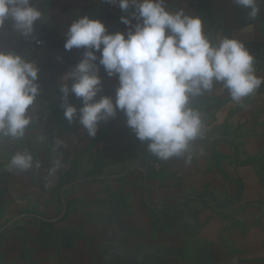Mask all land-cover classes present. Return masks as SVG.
Returning a JSON list of instances; mask_svg holds the SVG:
<instances>
[{"label":"crops","instance_id":"0c3cea01","mask_svg":"<svg viewBox=\"0 0 264 264\" xmlns=\"http://www.w3.org/2000/svg\"><path fill=\"white\" fill-rule=\"evenodd\" d=\"M34 4L43 47L25 53L36 39L14 32L11 21L0 29V49L35 60L41 87L24 136L0 138V264H264V84L240 103L220 84L193 98L205 133L181 157L152 154L119 110L90 136L78 116L63 115L60 85L84 52L65 50L66 32L88 15L126 33L120 17L130 13L104 0ZM166 6L200 16L213 43L239 38L264 78V0L255 18L233 0ZM96 54L102 88L95 99L115 102L118 74L108 76ZM68 99L82 106L74 94ZM21 147L45 162L72 160L56 189L33 184L31 169L9 170L10 151Z\"/></svg>","mask_w":264,"mask_h":264},{"label":"clouds","instance_id":"9594fccd","mask_svg":"<svg viewBox=\"0 0 264 264\" xmlns=\"http://www.w3.org/2000/svg\"><path fill=\"white\" fill-rule=\"evenodd\" d=\"M104 2L130 13L120 17L128 31L109 32L102 20L83 15L69 26L64 44L65 50L84 52L60 85L63 115L69 122L78 116L88 135L94 137L100 122L114 118L119 110L135 136L148 141L152 154L163 160L181 157L205 133L202 115L191 104L193 98L220 84L233 101L240 103L264 84V78L255 73L254 58L244 42L226 36L213 43L200 16L183 9L171 11L166 0ZM233 3L249 9L251 18L259 12L258 0ZM41 17L34 0H0V29L11 21L14 32L36 39L35 22ZM97 52L99 66L108 76L118 74L115 102L106 95L95 99L102 88ZM39 72L35 61L0 49V138L18 140L24 136L33 118L30 106L41 91ZM70 94L81 99L79 109L69 102ZM33 167L40 164H34L28 151H17L8 163L9 170ZM58 167L56 161L49 175Z\"/></svg>","mask_w":264,"mask_h":264},{"label":"built area","instance_id":"2783aa9c","mask_svg":"<svg viewBox=\"0 0 264 264\" xmlns=\"http://www.w3.org/2000/svg\"><path fill=\"white\" fill-rule=\"evenodd\" d=\"M46 44V41L42 38L36 39L34 42L27 44L23 50L25 53H29L34 49H38L43 47ZM35 61V60H32ZM17 151H28L26 147L15 148L10 151V157H12ZM29 152V151H28ZM35 162H39L40 167H33L31 169V180L33 184L36 186H43L49 190L56 189L63 176L68 172L71 168L72 160L70 158H66L64 160L59 161V167L55 171L54 174L49 175V170L53 168L55 162H45L41 159L40 156L32 154ZM155 167L158 168V164H154Z\"/></svg>","mask_w":264,"mask_h":264}]
</instances>
